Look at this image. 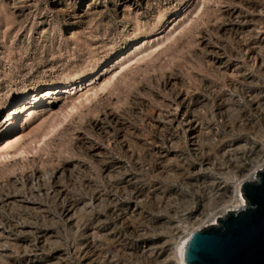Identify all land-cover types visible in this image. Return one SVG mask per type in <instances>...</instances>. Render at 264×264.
<instances>
[{"label":"rangeland","instance_id":"obj_1","mask_svg":"<svg viewBox=\"0 0 264 264\" xmlns=\"http://www.w3.org/2000/svg\"><path fill=\"white\" fill-rule=\"evenodd\" d=\"M185 11L187 25L90 102L74 91L41 98L32 123L16 117L0 264H166L264 148V0H0V119Z\"/></svg>","mask_w":264,"mask_h":264},{"label":"bare ground","instance_id":"obj_2","mask_svg":"<svg viewBox=\"0 0 264 264\" xmlns=\"http://www.w3.org/2000/svg\"><path fill=\"white\" fill-rule=\"evenodd\" d=\"M189 13L190 12L185 11L184 13L177 14V17L172 20V22L166 27L163 32L150 36L148 38H143L138 43L133 44L130 49L119 54L117 57H114L113 60L108 62L106 65L104 64V66H102L97 74L91 75L88 79H86L85 77V79H79L78 81H74L65 86L57 85L55 87H49L43 90L37 89L35 93H31V95L23 98V100L14 108L13 113L0 119V122L5 119L0 123V158L2 157V153L6 150V146H4V144L10 145L9 141L5 138L6 135L13 130L17 122V116L19 117L21 113H27L26 123H32L34 120L35 112L33 113L31 111H33L36 104L38 105V102L41 98H48L52 100L56 97H60V99H62L67 95H70L74 91L82 92L81 96L84 97V102H90L92 98H95L97 96V92L106 90L111 81H113L119 73L127 69V67L131 64L143 61L154 51H156L162 44H164L168 39H170L171 36H173V34L179 28L187 25V23L190 21L191 16L189 15ZM98 77H102V79ZM89 91H92L90 96L86 95L89 94ZM75 109L76 106L73 105L70 111L72 112ZM48 110L50 111L51 109ZM186 123L188 127H192L190 130L191 134H195V136H191V141L194 143L197 138V133H195V131H197V128H195V121L189 119V121H187ZM10 147H12V145H10ZM258 155H261L259 158L261 163L256 166H251V169L249 171H243L241 174V180L236 181V183H233L232 185H225L223 187L219 186L215 194L221 193L220 195L227 196V201L221 203L220 206L214 207L212 209V213L205 216L204 221H202L201 219L193 220V223L195 225L200 224V226H198L197 228H192L187 232L184 231L180 234L178 241L175 243V248L172 249V251H174V257L172 256V258H169L170 255H167L165 259L166 264H170L171 259L173 258L178 264H186L185 254L187 244L193 232L211 225H217L219 219L225 217L230 212L240 211L246 206V200L243 197L242 193V186L247 182H255L257 180V173L264 170V148L259 151Z\"/></svg>","mask_w":264,"mask_h":264},{"label":"water","instance_id":"obj_3","mask_svg":"<svg viewBox=\"0 0 264 264\" xmlns=\"http://www.w3.org/2000/svg\"><path fill=\"white\" fill-rule=\"evenodd\" d=\"M246 206L190 236L186 264H264V170L242 186Z\"/></svg>","mask_w":264,"mask_h":264}]
</instances>
